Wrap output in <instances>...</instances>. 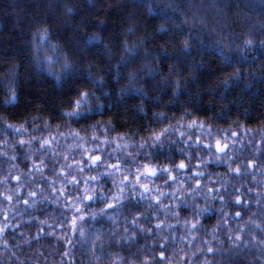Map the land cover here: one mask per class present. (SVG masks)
Instances as JSON below:
<instances>
[{
    "label": "snow or ice",
    "instance_id": "snow-or-ice-1",
    "mask_svg": "<svg viewBox=\"0 0 264 264\" xmlns=\"http://www.w3.org/2000/svg\"><path fill=\"white\" fill-rule=\"evenodd\" d=\"M72 11L71 8L67 9L68 14H71ZM148 12L152 13L153 9L149 8ZM177 19H179L178 15L175 18L169 17L154 29V33L159 34V38L165 41V44L161 45V51L157 54V60L161 61V56L169 55L168 45H171V52L178 50L180 56L185 60L189 57L193 59L183 65L179 61L176 63L167 62V73L162 72L159 66L145 65L147 80L141 83L139 71H132L127 73V82L123 85L121 84L120 70L127 68L132 62V58L136 56L139 49V44L130 47L125 43L123 45L125 56L121 57L108 72H103L97 78V70L92 67L85 68L82 73L76 72L74 70L76 66L69 55L61 54L58 49H54L55 59L48 56L41 58L38 55L39 49L41 46L49 44V29L45 28L42 32L33 33L34 68L53 83L56 92L61 97V103L53 104L51 109H46L51 113L48 118L43 116L45 109L36 108L34 110L36 115L25 116L19 124H16L18 109L22 102L20 66H16V70L10 74L6 83L0 81V84L3 85V92L0 93L2 95L0 98V129L9 134L21 149H25L27 146L25 149L26 159L31 160L32 155H35V153L28 155V152L34 147V142L39 144V148L35 151L40 153L41 158L32 162V171L29 175L35 176L38 173L44 184L38 183L35 179L27 181L29 185L35 184L36 188L27 192V197L32 199L25 198L23 203L29 207H39L44 201L50 200L51 203L59 204L63 208L59 214L60 218L52 217L51 223H49L48 214L43 211L41 214L45 215V219L32 217L33 220L38 219L36 236L25 239L24 244L31 246L32 241L55 236L57 240L62 239L67 245H73L74 242L67 235V231L79 232L81 239L78 242L80 245L84 247L90 242L92 245L89 250L91 255L100 261L104 257L106 244L109 247H123L124 243H130L143 237L145 241L151 239L153 243L159 244L158 248L153 249L154 253L158 252V259L153 256L151 262L144 261L143 264H174L173 258L168 255L169 242H175L177 232L182 229L179 239L186 241L187 246L179 249L184 253L182 256H178L176 251H173V256L177 257L175 264H217L215 257L223 256L225 252L229 256L228 264H235L231 259L232 255L242 247H248L256 242L255 233L257 230L264 234V224L257 223L251 218L248 221L243 219L251 200V197L248 199L245 197L253 189L248 188L247 192H244L241 191L242 183L237 186L232 182L237 178L244 179L248 169L258 167L254 159L248 160L243 168L241 167L243 162L238 163L234 146L237 140H243V136L239 131L232 130L231 125L229 128L217 129L216 135L213 136L211 124H206L199 118L186 120L187 117L193 115L196 108L204 103L203 98H197L193 102L194 97H201L199 89H191V84L196 80L197 71L211 70L210 64L217 60L221 67L233 69L232 72L227 73L228 78L220 82L227 92L230 91L233 81H239L244 77L243 67L240 65L236 67L237 65L233 64L232 57L225 53L220 42L208 45L216 53V56L210 54L208 61L196 62L193 56L192 37L186 34L179 24H176ZM170 21L176 25L174 29L169 28ZM134 32V28L126 30L128 35H132ZM100 42L101 36L94 35L87 40V45L91 47ZM200 43L203 44L202 41ZM254 46L255 43L252 39H246L242 46L238 45L237 48L244 51V49ZM260 46L264 48V41ZM157 60H153V63H157ZM57 65H59V71L56 70ZM185 73H189L187 79H184ZM261 74H264V64L261 65ZM109 75L112 84L116 85V103L120 105V108H126L129 102L138 100L139 103H133L132 109L128 110L130 116L142 120L149 117L150 113V119L144 130L147 131L153 128V125L156 126L147 137L141 136L138 143L135 140L138 135L135 130L112 137V133L116 131V125L110 113L116 108L112 100L113 89L108 86L107 77ZM174 76L175 80H173ZM161 77L164 79H157ZM149 81L152 82V91L146 87ZM225 92L217 93L221 102L227 100ZM182 96L186 97L183 102L180 100ZM165 98L167 99L165 100ZM215 101L216 96L209 93L207 102L215 103ZM174 105H178L182 110L178 118L175 112L169 115L170 109ZM156 108L163 109V111H153ZM247 111L245 109V114ZM215 115L223 118L226 113L221 108ZM105 117L107 119H104ZM9 120L13 122H9ZM172 120H175L176 123H171ZM53 121L57 122L54 135L52 133ZM41 122L48 130V136L29 135V138L25 139L29 126L40 131ZM233 124L237 129L244 128L245 134L253 131L242 123L233 121ZM73 125L82 126L73 128ZM161 125L166 126L161 127ZM61 129H65V131H61ZM258 131L261 139L264 140V123L260 125ZM81 132L84 135H81ZM221 132L224 134L221 135ZM16 137H20V139L16 141ZM60 137L72 139L73 143L68 148L79 152L80 158L63 154L62 158L66 163L58 169L53 165V175L56 176V180H50L45 175L48 164L44 157L48 155L49 151L54 158L62 155L54 146V143L55 145L59 144ZM4 143L6 144L7 141ZM88 145L95 147L90 150ZM105 146L112 148V151L108 152ZM166 146L167 151H165ZM133 147L135 151L130 150ZM121 152L123 155L119 154ZM177 152L182 157L178 162H176L175 156ZM229 152H232V155H229ZM201 153L206 154L207 159ZM0 155H6V153H0ZM160 157H163L167 163L161 162ZM16 158L15 155L11 157L13 160ZM154 160L157 163L154 164L152 162ZM193 160L197 161L194 165L192 164ZM210 162L226 166L227 171L217 172L213 177L211 173L202 170L207 169ZM233 165L236 166L233 167ZM229 176H232V180L228 179ZM102 178L107 179L102 182ZM4 179L8 180L9 177H4ZM11 179L16 180L19 184L22 177L12 176ZM57 180L60 181V187H56ZM156 180H162V186H156ZM109 181L111 188L107 186ZM19 186L23 187L24 185L19 184ZM153 188L154 194H152ZM163 189L171 191L167 192ZM177 191L180 192L179 196L176 194ZM262 196H264V192L257 193V203L262 202L260 200ZM162 198L169 199L171 203L165 204ZM4 199L11 202L13 195H6ZM16 200L19 202V197H16ZM201 200L203 206H201ZM216 200L220 202V206L214 209L213 206H210V201ZM87 202H98L103 206L94 209ZM145 202L147 208L141 211ZM156 205L163 208L166 213H170L176 220V224H166L167 215L164 220H159L155 210ZM237 207L240 210L225 211V208L235 209ZM108 210L117 211L113 213ZM120 210L128 211L131 216V231L129 227H124L123 232L118 234L115 228H111L106 233L102 225L101 229L89 234L88 238L84 239L86 234L83 227H80V223L85 220L86 215H90L91 219L97 222H99L98 217H104L116 225L117 217L121 214ZM149 210H152V215L158 220L154 226L145 215ZM213 212L216 216V223L209 229L205 227L203 219ZM2 214L4 223L0 226V235H4L5 229L9 226L17 227L14 223L9 224L11 217L7 209H4ZM182 214H184V219L181 224ZM124 219L128 223V216H125ZM145 220H147L148 226L144 223ZM45 224L52 230L48 231L45 227L39 226ZM165 224L170 230L169 235L159 237L157 230H162V225ZM233 224L236 227H233ZM56 226L65 230L63 236L56 235ZM221 234L226 236V241L220 240ZM207 236H210L211 239L205 238ZM246 237H251V239ZM214 241L220 247H217L213 243ZM226 242L229 245L228 249L223 248ZM258 244L261 246V256L264 257V236L258 240ZM7 246L8 241H5V247ZM12 247H18V245ZM98 250L99 255H97ZM208 254H211L213 258L209 259ZM11 255L16 256V253L13 252ZM61 255L68 257L71 252L66 249ZM17 259L19 258L17 257ZM69 264H74V262L69 260ZM110 264H115V260L110 261Z\"/></svg>",
    "mask_w": 264,
    "mask_h": 264
},
{
    "label": "trees",
    "instance_id": "trees-1",
    "mask_svg": "<svg viewBox=\"0 0 264 264\" xmlns=\"http://www.w3.org/2000/svg\"><path fill=\"white\" fill-rule=\"evenodd\" d=\"M68 8L73 10L71 14L67 13ZM149 8L153 9L152 13L148 12ZM177 15L179 19L176 20V24H179L184 32L192 37L193 56L196 62L208 61L210 54L216 56V53L208 45L220 42L225 53L232 57L233 64L237 65L236 67L239 65L243 67L242 71L245 78L242 77L239 81H233L230 91L227 92L220 82L227 79V73L232 72L233 69L221 67L217 60V62L210 64L211 70L201 69L197 71L196 80L191 84V89H199L201 97H194L193 102L197 98H203L204 103L196 108L193 115L187 117L186 120L199 118L204 120L206 124H211L213 136L216 135L217 129L229 128L230 125L232 130L240 132L243 140H237L234 146L238 163L243 162L241 164L243 168L248 160L254 159L258 167L248 169L245 178L242 180L239 178L232 180V176H229L228 179L236 183L237 186L242 183L241 191L247 192L248 188L253 189L245 197V199L251 197V200L248 211L243 215L244 221L251 218L257 223L264 224V196L260 197L262 202L257 203V193L264 192V140L261 139L258 131L260 125L264 123V74H261V65L264 64V48L260 46L261 42L264 41V3L262 0H0V81L6 83L10 74L16 70L17 65L20 66L22 81L20 86L22 102L15 123L19 124L25 116L36 115L34 111L36 108L45 109L43 116L48 118L51 113L46 109H51L53 104L61 103L59 93L52 88L53 83L51 81L49 83V80L34 68L33 33L42 32L45 28L49 29V44L43 45L39 49L38 55L41 58L48 56L55 59L56 52L54 49H58L61 54L69 55L76 66L74 69L76 72L82 73L85 68L92 67L97 70V78L103 72H108L121 57L125 56L123 51L125 43L130 47L139 44V49L136 56L132 58V62L127 68L120 70L121 84L127 82V73L132 71H139L141 83H143L144 80L148 79L145 75L147 71L145 65L159 66L162 72L167 73V62L176 63L179 61L183 65L193 59L189 57L185 60L180 56L178 50L171 52V45H168L169 55L161 56V61L157 60V54L161 51V45H164L165 41L159 38V34L154 33V29L164 20L169 17L175 18ZM168 26L174 29L176 25L170 21ZM128 28H134V34L128 35L126 33ZM94 35L101 36V42L89 47L87 40ZM169 35L171 36V33ZM246 39H252L255 46L240 51L237 47L238 45L242 46ZM201 41L203 44L200 43ZM202 54L203 57H201ZM153 60H157V63H153ZM56 70L59 71V65L56 66ZM188 75L189 73H185L184 79H187ZM157 79H164V77ZM175 79L174 76L173 80ZM107 81L108 86L113 89L112 100L116 108L110 113L116 125V131L112 133V137L135 130L138 133L135 137L138 143L141 136L147 137L156 127L153 125V128L144 130L150 119V113L149 117L142 120L132 118L128 110L132 109L133 103L138 104L139 101L129 102L126 108H120V105L116 103V85L112 84L110 75L107 77ZM151 86L152 82L149 81L146 86L149 91H152ZM2 92L3 85L0 84V93ZM219 92H225L226 101L221 102L219 100L217 95ZM209 93L216 96L215 103L207 102ZM185 99L184 96L180 97L182 102ZM221 108L226 113L223 118L215 115ZM245 109L248 110L247 114H245ZM153 111H163V109L156 108ZM173 112L178 118L182 110L178 105H174L171 107L169 115ZM233 121L242 123L253 131L245 134L244 128L237 129ZM9 122L13 121L9 120ZM170 122L176 123L175 120ZM56 124L57 122L53 121V135L56 132ZM81 126L73 125V128H80ZM163 126L166 125H161V127ZM61 131H65V129H61ZM42 134L48 136L49 133L41 122L40 131L29 126L28 133L25 134L24 138L28 139L29 135L39 137ZM220 134L223 135L224 133L221 132ZM81 135L84 133L81 132ZM19 139L20 137L15 138L16 141ZM4 141L7 143L5 144ZM72 143L70 137H60L59 144L55 145L54 143V146L62 155L54 158L49 151L48 155L44 157L48 164L45 175L50 180H56V176L53 175V165L58 169L66 163L62 158L63 154L80 158L79 152L68 148ZM88 147L91 150L95 146L88 145ZM105 147L108 152L112 151V148ZM26 148L27 146H25ZM38 148L39 144L34 142V147L28 152V155H32V153L35 155H32L31 160L26 159L25 149H21L9 134L0 129V153H6V155H0V194H3L0 195V226L4 223L2 214L4 209L8 210L11 217L9 224L17 225V227H7L4 235H0V264H69V260H72L74 264H110L112 260H115V264H143L144 261L151 262L153 256L158 259V252L154 253L153 249L158 248L159 244L153 243L151 239L145 241L143 237L130 243H124L123 247H109L106 244L104 257L100 261L91 255L89 250L92 245L90 242L84 247L80 245L78 242L81 239L79 232L67 231V235L74 242L73 245H67L64 240H57L55 236L32 241L31 246L24 244L25 239L36 236L38 219H45V215L41 214L42 211L48 214L49 223L52 222V217L59 219V214L63 211L61 205L53 204L50 200L44 201L39 207H29L23 203V200L28 198L27 192L36 188L35 184L29 185L27 181L35 179L38 183L44 184L38 173L35 176L29 175L32 171V162L41 158L40 153L35 151ZM130 150L135 151V148ZM167 150L166 146L165 151ZM119 154L123 155V152ZM14 155L17 156L15 160L11 159ZM201 155L207 159L206 154L201 153ZM229 155H232V152H229ZM175 156L176 162L182 158L178 152L175 153ZM160 161L167 163L163 157H160ZM152 162L157 163L155 160ZM196 162L193 160L192 164L194 165ZM235 166L233 165V167ZM202 170L211 173L213 177L217 172L224 173L227 171L226 166L211 164V162L207 169ZM12 176H21L22 179L19 184L24 186L20 187L16 180L11 179ZM4 177H9V179L5 180ZM105 179L107 178H102V182ZM162 184V180L155 181L156 186H162ZM107 186L111 188L110 181ZM56 187H60L59 180L56 181ZM229 189L231 190L230 185ZM163 190L171 191L170 189ZM152 194H154V188ZM6 195H13V201L5 200L4 196ZM177 195H180L179 191ZM16 197H19V202H17ZM28 199L31 200L32 198ZM162 199L165 204L171 203L167 198ZM87 203L91 204L94 209L103 206L98 202ZM200 203L203 206L202 200ZM210 206H213L214 209L218 208L220 202L218 200L210 201ZM145 208H147L146 202L141 211H144ZM155 210L159 220H164L167 215L166 224H176V220L163 208L156 205ZM238 210H240L239 207L235 209L225 208V211L234 212ZM108 211L114 213L117 210ZM120 212L116 225L104 217H98L99 222H97L92 220L90 215H86L85 220L80 223V227H83L86 234L84 239H87L89 234L101 229L102 225L106 233L111 228H115L118 234L123 232L124 227H129L131 231V216L126 210H120ZM145 215L152 221V226L158 222L157 218L152 215V210L146 212ZM125 216H128V223L125 222ZM32 217L38 219L33 220ZM180 219L182 224L184 214L181 215ZM144 223L148 226L147 220ZM203 223L209 229L214 226L216 223L214 212L208 214L203 219ZM166 224L162 225V230H157L159 237L169 235L170 230ZM39 226L45 227L48 231L52 230L48 228L47 224ZM233 227L236 225L233 224ZM181 231L177 232L175 242H169L168 255L173 258L174 264L177 257L173 256V251L175 250L178 256H182L184 253L180 252L179 249L187 246L186 241L179 239ZM64 234L65 230L56 226V235L63 236ZM255 235L257 236L256 242L248 247H242L232 255L231 259L235 264H264L261 246L258 244V240L264 234L257 230ZM205 238L211 239L210 236ZM219 238L226 241V236L222 234ZM246 238L251 239V237ZM5 241H8L7 247H5ZM213 243L216 244L215 241ZM13 245H18V247H12ZM216 246L220 247L219 244ZM223 248H229L227 242ZM66 249L70 250L71 255L62 257L61 253ZM13 252L16 253V256L11 255ZM99 254L98 250L97 255ZM208 258L212 259L213 257L208 254ZM215 259L217 264H228L229 256L225 252L223 256L217 255Z\"/></svg>",
    "mask_w": 264,
    "mask_h": 264
},
{
    "label": "clouds",
    "instance_id": "clouds-1",
    "mask_svg": "<svg viewBox=\"0 0 264 264\" xmlns=\"http://www.w3.org/2000/svg\"><path fill=\"white\" fill-rule=\"evenodd\" d=\"M49 83H51L50 81H49ZM52 88L55 90V88H54V85L52 84ZM56 91V90H55Z\"/></svg>",
    "mask_w": 264,
    "mask_h": 264
},
{
    "label": "rangeland",
    "instance_id": "rangeland-1",
    "mask_svg": "<svg viewBox=\"0 0 264 264\" xmlns=\"http://www.w3.org/2000/svg\"><path fill=\"white\" fill-rule=\"evenodd\" d=\"M174 187H176V185H173ZM178 192V191H177ZM177 194V193H176Z\"/></svg>",
    "mask_w": 264,
    "mask_h": 264
}]
</instances>
